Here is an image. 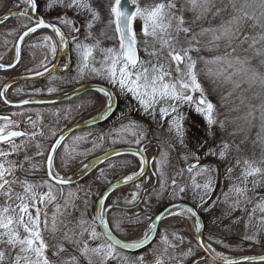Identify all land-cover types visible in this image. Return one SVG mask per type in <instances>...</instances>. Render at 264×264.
<instances>
[{"label": "snow or ice", "instance_id": "6c2138e0", "mask_svg": "<svg viewBox=\"0 0 264 264\" xmlns=\"http://www.w3.org/2000/svg\"><path fill=\"white\" fill-rule=\"evenodd\" d=\"M23 2L27 4V8L19 15L32 22V26L24 25L26 31L19 37L17 43L16 62H19L20 57L19 44L25 37L38 29H50L57 39L53 40L52 36H44L43 40L49 47L52 58L55 59L57 47H59L68 55V63L63 71L70 73L73 62L76 66L74 76L67 79L52 76V80L60 79L66 83H79L88 77H99L105 80L111 85L110 88L94 89L106 98L105 108L99 116L93 117L91 124L115 118L119 121V127L111 128L108 132H101L90 141L85 136H75L70 144H63L66 139L65 134L57 137L56 131L49 127L47 135L53 139L52 143L45 148L44 144L36 140L37 136L44 138L45 132L37 127V123L32 121L31 117L29 122L34 129L31 133L12 130L18 127V124L11 121L8 116L0 117V120L5 121L3 126H0V264H109V261H116V264H145L143 255L130 257L123 255V252L146 247L157 234H159V242L165 245L164 253H167L169 248L175 250L177 244L169 240L167 232H159V217L156 220H152L150 216L147 217L152 222L141 239L130 243L117 239L109 225L108 215L112 213L114 227L120 230L126 213L120 207L119 199L106 206L108 195L104 193L98 194L96 214L89 220L87 209L91 197L96 194L91 186H79L75 191L69 190L63 204L55 205V211L50 219L46 211L47 205L57 199L54 186L59 185V191L63 193V186L73 182L71 178L65 179L54 170L57 150L60 149L63 153L62 164L67 166L78 156L86 157L95 150L97 141L104 142L106 137L111 144L125 143L137 146L135 149L129 148L127 152L139 158V170L126 175L118 182L123 184L131 182L135 189L124 203L150 204L152 197L139 182L145 177L149 163L145 156V149L141 146L147 140L148 134L138 121L131 118L132 112L143 113L163 130L161 136L164 139L157 137L161 148L159 158H153L156 168L152 174L158 177L160 185L155 193L156 197L159 198L162 192L167 191L173 198L183 199V194L191 191L196 207L173 204L168 210V215L187 214V218L194 219L196 231L199 234L203 224L198 210H209L205 205L208 204L211 193L215 190L214 174L217 170L200 165L198 163L200 157L189 151L185 153L183 160L187 162L189 158H193L197 163L178 169L175 176L169 179L166 171L169 150L173 148L174 142L181 147H187L185 125L189 118L188 111L203 118L210 135L214 126H218L220 130L226 128L225 121L218 119L217 107L209 99L200 79L202 72L209 77L222 78L224 83H231L233 90L240 88L245 82L251 86L257 80L264 86V77L259 76L250 67V61L254 56L261 57V63H264V0H258V3L256 0H226V2L225 0H186L189 5L187 11L195 14L191 21L185 19V8L183 5L178 7L177 0H149L143 6L139 0H110L106 27L112 29L113 35L108 38L117 39L118 48L101 47L100 37H106L108 33L102 31L100 36H97L93 32L101 16L92 0H44L43 4H40L38 0H23ZM128 5L132 6L131 10ZM257 9L261 10L259 15H257ZM45 12L54 13L55 22L46 21ZM69 12L74 13V16L70 17ZM209 13L213 19L221 18L219 25L201 28L199 32L193 31V25L197 21L207 19ZM222 13H227L228 17L225 18L221 15ZM76 16L84 17L83 40L79 38L81 26L77 24ZM9 18V16L3 17L0 23ZM137 19L143 22L139 35L134 28ZM249 22H251L250 27L261 30L257 35L246 34L245 30ZM205 36L208 39L202 41L201 37ZM221 42L225 49L224 55L215 56L211 60H206L199 55L202 47L209 50L219 49ZM245 44L247 47H244ZM140 51L145 53L146 58H141ZM250 52L251 56L248 55ZM73 53L75 61L72 58ZM201 60L205 65L203 69L198 68ZM208 65H215L216 68H208ZM42 66L44 72H36L35 75L43 76L45 72H50L46 64ZM11 67H15V64H0V69ZM228 69L232 71L228 72ZM234 77H240V79H234ZM8 87H11V84L0 90V97H4ZM88 89L89 86L85 85L76 89V92L80 93ZM55 91L54 87L48 89L49 95ZM120 96L128 99L130 106L128 111L123 109L117 111ZM132 101H135V104H132ZM4 102L11 103L7 99ZM44 102L26 99L21 101V106ZM81 107L84 105H78L77 109ZM113 113L116 114L115 117ZM53 115L58 119L67 120L71 117V109H65L63 116L57 109ZM249 118H255L251 111L242 119L250 123ZM237 119L241 118L237 117ZM261 120L264 121V107L261 109ZM20 137L24 139L17 142L16 138ZM81 143H90L92 148L78 151L77 148ZM261 143L264 144V139ZM31 146H34L36 151L30 156L27 155V151ZM229 149L230 144L224 141L218 148L209 149L208 155L225 160ZM21 152L25 153L23 160L12 159L13 156H19ZM45 153H47L45 161H36V157L45 156ZM122 154L124 153L119 149H111L105 153L104 159ZM100 162L103 163L104 160ZM25 163L28 164V168L24 167ZM41 163L46 165L49 177V181L43 182L48 186L46 193L38 192L40 185L28 180L26 176L24 178L16 176L18 171L29 174L38 171ZM122 164L128 166L129 162L123 161ZM94 166V161L83 163L81 174L86 175ZM236 166L240 168V172L235 178L231 175L232 166L226 170L232 184L229 192L224 194V202L228 203L231 199L230 210L240 208L248 212L245 205L252 202L248 193L255 192L258 187H264V150L259 157L237 159ZM109 168H115V164H110ZM185 172L191 176L190 186L178 183V178L183 177ZM196 177H203V179L198 181ZM96 179L111 184L107 171L103 168L100 169ZM16 186L22 191H16ZM142 192L144 195H141ZM76 200L80 201L79 205L75 202ZM211 206L214 205L209 207ZM113 208L117 210L115 213L112 212ZM257 211L261 215L256 223L251 225L256 231L246 236V239L255 240L256 235L264 232V196L260 197L259 202L251 209L252 215L248 217L249 222ZM73 212H78L79 215L74 217ZM42 215L43 220H41ZM135 216L136 222L139 223V214ZM129 223H132L130 218ZM98 228L100 231H97ZM45 232L53 234L55 243L49 244L45 238ZM172 236L183 243V237L176 233H172ZM93 241H99V243L93 244ZM217 242L222 243V241ZM197 244L204 251L209 252L213 259L222 256L216 253L211 243L206 244L202 238L198 237ZM65 245L70 246L71 251ZM50 249L51 257L48 254ZM192 252L193 249L189 247L187 252L181 255L186 257ZM169 259L178 258L170 256ZM259 261L264 264V257H260ZM155 264H164V261L158 257ZM178 264H182V261H178ZM223 264H242V262L223 258ZM252 264H256V261L253 260Z\"/></svg>", "mask_w": 264, "mask_h": 264}, {"label": "rangeland", "instance_id": "374dc122", "mask_svg": "<svg viewBox=\"0 0 264 264\" xmlns=\"http://www.w3.org/2000/svg\"><path fill=\"white\" fill-rule=\"evenodd\" d=\"M92 2L99 11L101 16V20L98 21L94 26L93 32L98 33V36H100V33L102 31H106L108 33V36L100 37L102 42H104V47L118 48L119 46L118 40L115 38H108L113 35L112 29L106 27L109 19L108 4L110 0H92ZM139 2L141 6H143L145 3L149 2V0H139ZM256 2L258 3V0H256ZM177 5L178 7L181 5L184 6L185 8L184 16L186 20L191 21L194 19L195 14L190 11H187L189 5L186 3V0H177ZM217 6L218 7L220 6L219 3ZM3 10L6 9L3 8ZM213 11H215V9H213ZM260 11H261L260 9H257V15H259ZM45 13H47V15L54 14L50 12H45ZM68 15L73 16L74 13L69 12ZM221 15L224 16L225 18L228 17L227 13H222ZM77 19L80 22L81 33L83 34L85 32V29L82 26L84 23V17L78 16ZM220 20H221L220 17H216L215 19H213L211 13H209L207 19L202 21H197L193 25V31L199 32L201 28L218 26ZM142 23L143 22L139 19H137L134 23V28L136 29L138 35L140 33ZM250 24L251 22H249V26L245 30L246 34L250 36L257 35L261 30L259 28L250 27ZM4 32H7V34L5 35L4 38H2L3 40L2 49L6 48V50L9 52L8 57L6 58H8L9 62H12V60L15 57V44L19 35L22 32V29L13 27L7 29ZM81 37H84V35H81ZM207 39H208L207 36L201 37L202 41H206ZM81 40L83 39L81 38ZM42 45L43 46H41V48H39L37 51L28 48L26 53H24L25 59L27 58L30 59L32 58V56H35L36 61L33 64L34 66L33 69L35 70H40L44 68L42 65L44 64L47 65L51 61V55L48 51L49 49L47 48L46 43H44V40ZM244 47H247V44H245ZM257 47H260V45H257ZM224 51L225 49L223 47V43L221 42V47L219 49L209 50L208 48L202 47L199 55L206 60H211L215 56L224 55ZM0 55L1 57L5 56V55L3 56V53ZM248 55L251 56L252 53L250 52L248 53ZM140 56L141 58H146L145 53L143 51H140ZM45 57H47V59H45ZM97 59H99V56H97ZM261 60H262L261 57L254 56L250 61V67L251 69L255 70L259 74V76L264 77V63H261ZM207 67L213 69L216 68L215 65H208ZM198 68L201 69L205 68L203 60H201L198 63ZM227 71L231 72L232 70L228 69ZM248 75H251V73H248ZM87 79L92 80L94 79V77H88ZM200 79L208 93L209 99L217 107V111L219 113L218 119L225 121L226 128L225 130H220L218 126H214L212 129V135L209 136V130L203 118L192 111H188L189 118L186 121L187 126H186V137H185V143L187 147L186 148L181 147L178 143L174 142V146H173L174 148L169 150V157H168L169 162L166 168L167 176L170 179L171 177L175 176L178 169L186 168L189 162L190 164L195 163L196 160L193 158H189L187 162L183 160V156L185 155L186 152L189 151L193 152L196 155H198L200 159L209 160L210 163H212L211 168L217 170L216 173L214 174L216 177L215 189L218 185H220L221 190L215 195L214 200L213 201L211 200V204L208 202V204L205 205V207L209 208V210L208 211L201 210L204 217L203 220L205 222V230H204L205 243L206 244L211 243L212 248H214L216 252L222 254L226 258H234L240 256L242 253L249 254V253L264 252V232H261L259 235H256L255 240L245 238L248 235H252L256 231V229H254L251 225L256 223L261 213L257 211L256 214L253 216L251 222H249L248 217L249 215H252L251 209L256 206V204L259 202V198L262 196L260 197L258 196L255 200H252V202L250 203V207L247 208L248 212L241 211L236 216L231 217L232 219L228 218L229 217L228 212L230 210V204L232 203V201L231 199H229L228 203L224 202L225 201L224 194L229 192V188L231 187L232 184V180L229 179V176L226 171L227 168L229 166L232 167L235 166L237 159L242 160L243 158H252L254 156L259 157L262 150H264V144L261 143V140L264 139V130H262V125H264V121L261 120V109L262 107H264V86H262L259 80H257L255 83H252L251 86H249V83L245 82L241 84L240 88L233 90L231 83H224L222 81V78L217 79L215 77H209L205 75L204 72L201 73ZM234 79H240V77H234ZM105 84L110 86L107 82ZM230 92L231 95H229ZM95 99L96 96L90 98L89 101L91 105L88 106L89 111H92L95 108L94 107ZM121 100L123 104L122 109L129 110L130 106L128 105V99L122 97L120 101ZM132 104L135 103H133L132 101ZM249 111L253 112L255 117L254 119L249 118L250 123L242 119ZM132 117L134 118V120L138 121L145 129L146 133L148 134L147 140L156 142L157 137L160 136L154 132L152 133L149 130L150 128L145 124V122L149 123L150 118L140 112H132ZM237 117H240L241 119H237ZM44 119H45L44 126H48V128L45 129L46 132L45 134H48L49 127L54 129L55 125L49 124L51 122L49 116L45 117ZM152 124L157 125L154 121ZM113 127H114V122L110 124L108 130H106L105 132H108L109 129ZM54 130L56 131V129ZM159 131L162 132L163 130L161 129ZM46 138H49V136L47 135ZM88 139L89 141L92 140L91 136ZM224 141H227L230 144V149L225 160H220L218 156L208 155L209 149L218 148V146ZM123 144L125 143L111 144L108 142L106 137L104 142L97 141L98 147H96L95 150L91 151L88 154V156L96 155V153L101 154L100 151H97L99 150V148L102 149L105 147L114 148L121 146ZM158 145H160V143ZM90 146L91 145H88L86 149H91L92 147ZM158 148L159 150L157 152L158 154L157 159L159 158V153L161 151V148L160 147ZM123 161H128L129 162L128 166H124L122 164ZM137 165L138 164L136 163V160L132 158L120 160V163L115 165V168H108V170H106L108 180L110 181L118 180L115 178L123 173L129 172L130 170L131 171L134 170V168ZM155 168H156V164L154 163L153 169L155 170ZM219 169L221 170V175L226 176V178L221 179V181L217 179L219 174ZM239 172H240V168H235V169L233 168V172L231 174L232 177L233 178L237 177ZM96 177L97 176L95 175L94 179L90 181L88 180L86 182L87 186H91L96 193L91 197V200L89 202L88 211L91 217L95 215L94 209L96 205V200L98 199L96 189H98L99 187L97 185L99 181L96 179ZM190 178L191 176L185 172L183 177L178 178V183L187 184L190 186L191 184ZM140 183L142 184V186L145 187L152 186L150 191H148V193L152 197L150 204L146 205L145 203L142 202L143 205L142 208L140 209L141 212L146 211L147 213L151 214L148 216H150L152 220L155 217V215L158 214L163 208L174 202L184 201L189 203L190 205L193 204L192 206L196 207V201H194L193 198H190V196L192 195L191 191L186 192L183 195L184 197L182 200L179 197L173 198L172 196L169 195V192L167 191L162 193L161 198H157L155 193L160 188V185L158 183V177L156 179L155 184H153L152 180L149 179L148 175L147 177H144L143 180L140 181ZM249 187H251L250 183H249ZM71 190L75 191L77 190V188H72ZM256 190L264 191V187H258ZM43 191L44 192L48 191V186L46 184L44 185ZM214 191L211 193V197L214 195ZM252 193L249 192L248 195ZM55 194L58 199L56 204H63L64 198L67 196V191L65 196L60 197L59 191L55 189ZM124 194H125L124 190L119 191L118 193L119 198L123 197ZM249 197L251 196L249 195ZM111 201L112 199L110 200V202ZM75 202L78 205L80 204L79 200H76ZM52 203L48 204L46 209L49 219L51 218L56 205L55 204L53 206ZM131 205L134 204H128V206ZM210 205H214V206L209 207ZM233 213L234 211L232 210L231 216L234 215ZM78 215H79L78 212H73L74 217ZM147 217L146 218L141 217L139 224L136 223L132 224L128 222L122 223L121 225L122 228L118 230L119 234L126 240L132 233H138V232L144 233L148 231V227L152 222V220H149ZM43 219L44 217L42 215L41 220ZM246 225L249 226L246 227ZM97 231H100L99 228L97 229ZM159 232H167L169 236V240L177 244V247L175 248V250L169 248L168 252L164 253L163 249L165 245L159 243L160 238H159V234H157L155 242H153L148 248L143 249L137 253V256L139 255L144 256L145 264H155V260L158 257H161L164 263L166 261H171V260L174 262L176 261L175 263H177L178 261H184L186 259H189L190 257H192L193 254L198 253L200 251V248H198V245L196 243V226L194 219L187 218V214H181L179 216L169 215L163 220L161 226L159 227ZM45 233H47L48 235L45 236V238L49 242V244L51 245L52 243H55L53 239V234L50 232H45ZM172 233H176L178 236L183 237V243H181L178 239H174ZM141 238L130 241L134 242ZM217 241H222V243H218ZM65 246L69 247V250L71 251L70 246L68 245ZM189 247L193 249L192 254L186 257L182 256L181 253L187 252ZM48 254L51 257V249L49 250ZM170 256H175L178 259H169ZM53 259L55 258L53 257ZM201 261L200 264L208 263ZM109 262H110L109 264H116V261H109Z\"/></svg>", "mask_w": 264, "mask_h": 264}, {"label": "flooded vegetation", "instance_id": "af4514ba", "mask_svg": "<svg viewBox=\"0 0 264 264\" xmlns=\"http://www.w3.org/2000/svg\"><path fill=\"white\" fill-rule=\"evenodd\" d=\"M38 2L40 4L43 3V0H38ZM3 8H5L6 10H3ZM27 8V4H25L23 2V0H0V17L11 13V12H23L24 9ZM5 11V12H4ZM55 14L52 15H47V13H45V19L46 21L49 22H55L54 19ZM74 16V15H73ZM71 17V16H70ZM78 17V16H77ZM76 18V22L78 25H80L79 20ZM24 25H28L29 27L32 26V22H30L26 17L24 16H17V17H13L10 18L9 20H7L6 22L0 24V54L3 53V56L5 57H1L0 55V63L2 64H12L15 60L16 57V45H17V41L19 39V37L23 34L24 31H26V28L24 27ZM81 26V25H80ZM18 28V29H22L21 34L19 35L16 44H15V57L12 60V62H9L8 58V51L6 50V48L2 49V38L5 37V35L7 34L6 31L7 29L10 28ZM22 27V28H21ZM98 36V33H95ZM81 35H83L82 33L80 34V39H84V37H81ZM44 36H52L53 40H56L57 38L55 37V35L47 30V29H43L40 31H37L35 33H31L29 34V36H27L22 44V50H21V59L19 61V63L17 64V66L11 70L8 71H2L0 70V90H3L5 88V86L9 85L8 83L10 81L13 80H17V79H23V78H29L26 80H19L18 82L12 83L11 87L7 88V92L5 93L4 97H0V117L3 116H8L11 121L16 122V124H18V127L13 128L12 130H19V131H24L26 133H31L32 131H34L32 124L29 122V117H31L32 121H35L37 123V127L38 128H42L45 132V129L48 128V126H44L45 123V117H48L51 119V122L49 124H53L55 125L56 129V133H57V137L59 135H61L62 133H64L65 131H67L68 129H70L73 126L79 125L81 123H83L84 121L93 119V117H96L98 115L101 114V112L104 111L105 108V103H106V98L101 94V93H97L94 90H91L89 92H86L84 94H81L79 96H76L74 98L68 99V100H57L58 97H61L62 95L68 94L71 91L79 88L82 85L85 84H101V85H105L107 87H111L108 86L107 84H105V80L100 79L99 77H94V79L90 80V79H84L79 83L73 82V83H66V82H62L60 79H56V80H52V76L55 77H64L65 79L69 78L70 76H74L75 75V62H73L72 64V71L70 73L64 72L63 69L65 67V65L68 63V55L66 54V52H62L60 50L59 47H57V51L55 54V59L52 58V55L50 53V49L47 46V48L49 49V53L51 55V61L47 64V68L48 69H53L51 72L43 75V76H37L34 73L36 72H44V68L40 69V70H35L33 69L34 66L33 64L36 61L35 56H32V58L30 59H25L24 57V53H26V51L28 50V48H30L31 50H38L39 48H41V46H43V37ZM45 43V42H44ZM6 45V44H5ZM101 47H104V42H102L101 40ZM11 52V51H10ZM72 58L73 61H75V54H72ZM37 76V77H36ZM32 78V79H30ZM105 82V83H104ZM49 87H54L56 88L55 92H52L51 95H49L48 93V89ZM37 89H42V92H36L35 90ZM19 90V91H18ZM113 91H115V89H113ZM96 96L95 99V105H94V109L92 111H89L88 106H90V98ZM123 96L118 97L119 98V108L117 109V111H119L120 109L123 108V104H122V100L120 101V99ZM7 99L8 101H10V104H6L4 102V100ZM32 100V99H48L51 101H47L44 103H30L28 105H22L21 106V101L23 100ZM133 103H135V101H133ZM78 105H84V107H81L79 109H77ZM71 109V117L67 120L65 119H58L57 116L53 115V113L59 109L60 110V115L63 116L64 114V110L65 109ZM124 110V109H123ZM128 111V110H125ZM134 114V113H133ZM136 114V113H135ZM115 113H113V117H115ZM137 115V114H136ZM131 118L134 119L132 117V113H131ZM114 122V127H119V121L115 118H112L110 120H106V121H101L99 123H96L95 125H92L90 127H86V128H82V129H78L75 130L73 132H71L69 135L66 136L65 141L63 142V144H70L73 137L75 136H85L87 137V139L91 136V139H93L94 137L98 136L101 132H105L106 130H108V127L110 126L111 123ZM5 123V121L0 120V126H3V124ZM153 121L152 119H149V123L145 122V124L150 128L149 130L153 133H156L160 136L161 140L164 139V137L161 136V130L157 125L152 124ZM187 126V124L185 125ZM113 127V128H114ZM46 133V132H45ZM212 135V134H211ZM210 136V134H209ZM47 134H45L44 138H41L39 136L36 137V140L40 141L42 144H44L45 148L50 145L52 143V139L53 138H46ZM17 142H20L21 140H23V137L20 138H16ZM89 140V139H88ZM160 141L156 139V142L153 141H149L146 140L142 143V147H144L145 149V156L147 157L149 163H148V169L146 172L145 177H147V175L149 177H151V179H155V183H156V176H153V165H154V161L153 158H157V152L159 150V144ZM62 144V147H63ZM88 145H91L90 143H81L79 144L77 150L78 151H83L87 148ZM92 147V145L90 146ZM98 147V145H97ZM122 147H130V148H136L137 146L132 144H123L121 146L118 147H114V148H99L101 154L111 150V149H117V148H122ZM174 148V147H173ZM36 149L34 146H31L28 148L27 151V155H33L35 153ZM99 153H96V155L93 156H78L75 160L70 161L67 166H64L62 164V156L63 153L61 152L60 149L57 150V155L55 157L54 160V170L60 173V175L62 177L69 178L70 176H72L73 174H75L82 166L83 163H86L87 161H89L90 159L101 155ZM24 152H21L19 154V156H13L12 159H18V160H23L24 159ZM46 155L47 153H45V156H39L36 157V161H40L43 162L46 159ZM90 157V158H89ZM134 159L136 160V163L138 164L134 170H130L127 173H123L120 176L116 177L115 179H123V177H125L126 175H129L133 172H136L139 170L140 164H139V158L138 157H134L131 154H123L120 156H116L110 160H108L107 162H105L103 165H101L97 170H95L91 175L86 176L84 178H81V180L70 184V185H66L63 186V193H61L59 191L60 186L59 185H55L54 188L56 190L59 191V195L61 196H65L66 191L68 193L69 190H71L72 188H78L79 186H87V181L94 179V176H98L100 169H105L108 170L109 165L110 164H119L120 160L122 159ZM197 161H195L194 164H196ZM200 165L202 166H209L212 167V163H210L209 160L206 159H199L198 162ZM190 164V162L188 163V165ZM187 165V166H188ZM25 168H28V164L25 163L24 165ZM16 176L19 178H24L25 176L27 177L28 180L35 182L37 184L40 185V187H38L37 191L40 193H46L44 192V183L45 181H49V177L47 176V171H46V165L41 163V167L39 168L38 171H34L32 173H25V172H21L18 171L16 173ZM226 178V176H222L221 175V170L219 169V174H218V178L219 181H221V179ZM196 179L198 181L202 180L203 177H196ZM118 180H114L111 181V184H113L114 182L118 181ZM143 180V179H142ZM191 180V178H190ZM98 189H96L97 195L100 193H103L104 190L109 187L111 184L109 183H103L100 180H98ZM140 182V181H139ZM51 183V182H50ZM94 184V183H93ZM42 187V189H41ZM152 186H143V189H145L147 192L150 191ZM93 189V188H92ZM42 190V191H40ZM94 190V189H93ZM124 190L125 194L123 195V197L119 198V191ZM134 187L132 184L127 185L123 188H120L116 191H114L113 193H111L108 196V200L106 201V206L108 204H111L114 200L119 199L120 200V207L122 209L125 210V213L127 212H131V213H139L141 212L140 209L142 208V202L131 206H128V204H125L124 201L126 199L130 198L131 193L134 191ZM221 190V186L218 185L214 191V195L211 197V199L209 200V203L211 204V200H214L215 195ZM16 191H22V189H20L18 186H16ZM95 192V190H94ZM80 194V193H79ZM141 195H144V193L142 192ZM184 195V194H183ZM264 195V191L260 194L257 195V197L259 196H263ZM184 197V196H183ZM256 197V198H257ZM256 198H254L253 200H255ZM112 199V201L110 202V200ZM181 199V198H180ZM216 199V198H215ZM56 201H53L52 205L54 206L56 203ZM182 200V199H181ZM192 201V200H191ZM180 202H184V201H178ZM178 202H174V203H178ZM187 203V202H186ZM173 204V203H172ZM189 204V203H188ZM51 205V206H52ZM171 205V204H170ZM193 205V204H191ZM96 206V205H95ZM50 208V207H49ZM55 211V210H54ZM95 211V209H94ZM117 210L116 208L112 209V212L115 213ZM137 211V212H136ZM199 216L201 217L202 221H203V240L205 241L204 238V230H205V222H204V217L202 214L201 210H198ZM96 214V213H95ZM112 213H109L108 215V219H109V225L111 227V223L113 220V217L111 216ZM42 218V216H41ZM87 218L90 220L92 217L87 209ZM140 221V220H139ZM232 221V220H230ZM140 223V222H139ZM142 223V222H141ZM161 226V225H160ZM159 226V227H160ZM159 229V228H158ZM100 230V229H99ZM114 232V231H113ZM45 236H48L47 233H44ZM157 237V236H156ZM156 237L153 240V242L156 241ZM152 242V243H153ZM93 244H97L99 243V241H93ZM151 243V244H152ZM160 243V242H159ZM197 243V241H196ZM150 244V245H151ZM150 245L146 246L143 249L148 248ZM198 245V244H197ZM198 248H200L198 246ZM141 249V250H143ZM141 250H137V251H124L123 255H128L130 257H135L137 256V253ZM199 251V250H198ZM197 251V252H198ZM260 253H264V252H260ZM252 254H257V253H252ZM241 255H248V254H241ZM240 255V256H241ZM203 262H208L205 264H219L215 261H213L212 259H210L200 248V251L198 253H195L192 255V257H190L189 259H186L184 261H182V264H197V262L200 261ZM201 261V262H202ZM176 262V261H175ZM174 261H166L164 264H178L175 263ZM110 263V262H109Z\"/></svg>", "mask_w": 264, "mask_h": 264}, {"label": "water", "instance_id": "95a60500", "mask_svg": "<svg viewBox=\"0 0 264 264\" xmlns=\"http://www.w3.org/2000/svg\"><path fill=\"white\" fill-rule=\"evenodd\" d=\"M128 7H129L130 10H131L132 6H131V5H128ZM20 13H22V12H11V13H8V14H6V15L0 17V19H3V17H5V16H9L10 18L17 17V16H21V15H19ZM10 18H9V19H10ZM9 19H8V20H9ZM6 21H7V20H6ZM6 21H5V22H6ZM3 23H4V22H3ZM0 24H2V23H0ZM40 30H43V29H38L37 31H40ZM47 30L51 31L50 29H47ZM37 31H36V32H37ZM25 38H26V37H25ZM25 38H24V39H25ZM18 41H19V39H18ZM18 41H17V43H18ZM23 41H24V40H23ZM22 44H23V42L19 44V51H20L19 61H20V59H21ZM16 51H17V45H16ZM16 60H17V57H15V60H14V62L12 63V64H15V67H16L17 64L19 63V62L17 63ZM0 64H2V63H0ZM4 65H10V64H4ZM15 67L6 68V69H0V70H2V71H8V70H11V69H13V68H15ZM49 70H50V72H51L53 69L51 68V69H49ZM47 73H49V72H45L44 75L47 74ZM36 77H37V76H36ZM26 79H29V78H23V79L21 78V79L13 80V81H10L8 84H12V83L18 82L19 80H26ZM30 79H32V78H30ZM85 85L89 86V89H88L87 91L77 93V92H76V89H75V90L71 91V92L68 93V94H65V95H62L61 97H58L57 100H62V101H63V100H68V99L74 98V97H76V96H79V95H81V94H84V93H86V92H89V91H91V90H94V89L97 88V87H107V86H105V85H101V84H85ZM85 85H82V86H85ZM82 86H80V87L77 88V89L82 88ZM69 97H71V98H69ZM32 100H40V101H45V102H47V101H51V100H48V99H32ZM101 113H102V112H101ZM98 116H99V115H98ZM92 120H93V119H90V120L84 121L83 123H81V124H79V125L73 126V127H71L70 129H68L67 131H65V132L62 133V134H65V135L67 136V135H69L71 132H73V131H75V130H78V129H82V128H86V127H90V126H92V125H95L96 123H95V124H91ZM129 148H130V147H122V148H117V149L121 150L124 154H129V153L127 152V150H128ZM132 149H135V148H132ZM107 152H108V151H107ZM105 153H106V152H105ZM105 153H103V154H101V155H99V156H96V157H94V158H92V159L89 160V161H94V162H95V166H94L93 168L89 169L86 175H82V174H81V173H82V169H83V166H82V167H81V168H80L75 174H73L72 176H70L69 178H71L72 181H73L71 184H73V183H75V182L81 180V178H84V177H86V176L91 175L95 170H97V169H98L101 165H103L105 162H107L108 160H110V159L116 157V156H112L110 159H104V158H105ZM122 155H123V154H122ZM101 160H104V162L101 163V162H100ZM89 161H87L86 163H88ZM147 169H148V165H147V167H146V172H147ZM46 171H47V169H46ZM66 179H68V178H66ZM121 180H122V179H121ZM121 180H118V181L114 182L113 184H111L109 187H107V188L104 190L103 193L109 196V195H110L111 193H113L114 191H116V190H118V189H120V188H123V187H125V186H127V185L132 184L131 182H129L128 184L118 183V182H120ZM69 185H70V184H69ZM64 186H66V185H64ZM113 189H115V190H113ZM173 204H178V205H182V206L192 207L191 205H189V204H187V203H183V202H180V203H173ZM173 204L168 205L167 207H165V208H164L163 210H161V212L155 217L154 220H156V219L159 217L158 228H159V225H160L161 221H162L163 219H165L167 216H169V215H168V210H170V209L172 208V205H173ZM96 210H97V205L95 206V213H96ZM199 217H200V216H199ZM200 220H201V223L203 224V221H202L201 217H200ZM113 235H114L117 239L121 240L122 242L130 243V242H127V241H124V240L120 239V238H119L118 236H116L114 233H113ZM150 236H151V234H150ZM198 237L203 239V228L201 229V232H200L199 234H198L197 231H196V241H198ZM153 240H154V239H152V242H153ZM203 241H204V240H203ZM152 242H151V243H152ZM204 242H205V241H204ZM151 243H150V244H151ZM150 244H149V245H150ZM147 246H148V245H147ZM144 248H145V247H144ZM142 249H143V248H142ZM201 249H202V251H203V252H204V253H205L210 259H212L213 261H215V262H217V263H219V264H223V258H222V257H217L216 259H213V258H212V255H211L209 252L204 251L203 248H201ZM138 250H141V249H138ZM126 251H137V250H126ZM260 257H264V253H263V254L242 255V256H239V257H236V258H231V260L241 261L242 264H249V263H252L253 260L256 261V263H259V262H260V261H259V258H260ZM246 258H247V259H246ZM228 259H229V258H228Z\"/></svg>", "mask_w": 264, "mask_h": 264}, {"label": "trees", "instance_id": "16d2710c", "mask_svg": "<svg viewBox=\"0 0 264 264\" xmlns=\"http://www.w3.org/2000/svg\"><path fill=\"white\" fill-rule=\"evenodd\" d=\"M90 158V157H89ZM233 168L235 169V168H239V167H237L236 165L235 166H233ZM152 180V182H153V184H155V179H151ZM166 192V191H165ZM251 192V191H250ZM263 191L262 190H256L255 192H251L252 194H249L250 196H251V198H252V200L254 199V198H256L257 197V195L260 193H262ZM163 193V192H162ZM162 193L159 195V198H161L162 197ZM190 198H193V196L191 195L190 196ZM247 208H249L250 207V203H248V204H246L245 205ZM224 211H225V209H224ZM223 211V212H224ZM231 211L232 210H229V212H228V214H229V217L228 218H230V219H232L231 217H234V216H236L237 214H239L241 211L243 212V210L242 209H240V208H237V209H233V211H234V215L233 216H231ZM137 212V211H136ZM222 213V212H221ZM135 214H137V213H131V212H127L126 213V216H125V219H124V222H128L129 223V218L132 220V224H139V223H137L136 222V220H137V217L135 216ZM139 214V220L141 219V217L142 218H146L148 215H151V214H149V213H147L146 211H143V212H139L138 213ZM128 219V220H127ZM123 222V223H124ZM111 227H112V229H113V231H114V233L116 234V235H118V236H120V237H122L120 234H119V232H118V230H116L115 229V227H114V224L113 223H111ZM122 228V227H121ZM128 230H130V229H128ZM143 235V233H141V232H138V233H132L126 240H135V239H138V238H141V236ZM123 238V237H122ZM244 254H247V253H244ZM252 264V263H251ZM256 264H262V262L261 263H256Z\"/></svg>", "mask_w": 264, "mask_h": 264}, {"label": "bare ground", "instance_id": "6f19581e", "mask_svg": "<svg viewBox=\"0 0 264 264\" xmlns=\"http://www.w3.org/2000/svg\"><path fill=\"white\" fill-rule=\"evenodd\" d=\"M216 253H218V252H216ZM221 257H224V256L222 255Z\"/></svg>", "mask_w": 264, "mask_h": 264}]
</instances>
